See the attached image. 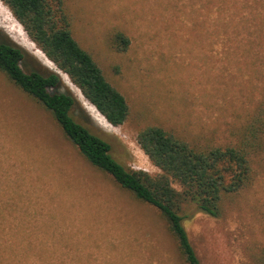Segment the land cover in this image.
<instances>
[{
  "label": "rangeland",
  "instance_id": "rangeland-1",
  "mask_svg": "<svg viewBox=\"0 0 264 264\" xmlns=\"http://www.w3.org/2000/svg\"><path fill=\"white\" fill-rule=\"evenodd\" d=\"M65 3L74 37L129 103L122 125H111L96 109L93 116L86 106L93 105L66 74L0 29L33 56L31 67L60 73L63 90L90 120L76 118L107 139L127 168L161 172L137 140L147 126L192 145L224 146L235 144L263 108L264 0ZM3 13L16 21L0 0V21ZM117 30L130 38L126 51L111 42ZM45 136L59 143L66 159L44 148ZM253 166V183L225 198L220 216L184 206V225L202 264H264V152ZM0 264H185L157 211L89 163L51 113L1 71Z\"/></svg>",
  "mask_w": 264,
  "mask_h": 264
},
{
  "label": "trees",
  "instance_id": "trees-1",
  "mask_svg": "<svg viewBox=\"0 0 264 264\" xmlns=\"http://www.w3.org/2000/svg\"><path fill=\"white\" fill-rule=\"evenodd\" d=\"M1 1L31 41L108 123L119 126L127 120L130 106L126 97L108 81L93 55L74 37L65 0ZM111 42L123 52L128 49L130 38L117 30ZM30 59L34 60L33 56L0 29V71L9 82L51 113L65 137L89 163L109 175L134 200L157 211L173 234L185 264H202L184 225L183 208L192 204L197 211L218 217L225 198L253 183V159L264 152V106L239 132L235 144L197 146L161 126L141 129L138 143L161 170L153 176L144 170H131L118 161L111 143L76 118L78 114L83 121L90 120L77 98L63 90L60 73L41 65L31 67ZM44 140L47 151L66 159L58 142L46 136Z\"/></svg>",
  "mask_w": 264,
  "mask_h": 264
},
{
  "label": "bare ground",
  "instance_id": "bare-ground-1",
  "mask_svg": "<svg viewBox=\"0 0 264 264\" xmlns=\"http://www.w3.org/2000/svg\"><path fill=\"white\" fill-rule=\"evenodd\" d=\"M5 12V11H4ZM9 13V12H8ZM3 17V18H2ZM2 21H0V26L4 27L11 36H13L15 38V35L17 36V39H19L20 43L23 44V46L29 50H32L34 53H36L37 56L41 57L43 59V61H45V63L51 67H54L52 62H49V60H47L45 58V55L42 53V51H40V49L37 48L36 44L30 42L28 40V38L26 37V34L22 32L21 26L19 25L12 17L11 15H7L6 13H3V16H1ZM25 34V35H24ZM79 94V93H78ZM81 98V97H80ZM84 100V99H83ZM84 102V101H83ZM88 102V101H87ZM87 103H85L86 105ZM89 104V103H88ZM87 108H89V111L91 112V114L94 116L93 114V110L92 109H96L93 106H88L86 105ZM95 112V111H94ZM99 116V115H98ZM100 117V116H99ZM103 119V118H102ZM101 119V120H102ZM104 123L105 120L103 119ZM102 121V122H103ZM105 125V124H104ZM105 127V126H104Z\"/></svg>",
  "mask_w": 264,
  "mask_h": 264
}]
</instances>
